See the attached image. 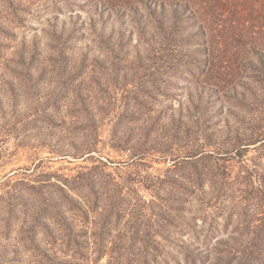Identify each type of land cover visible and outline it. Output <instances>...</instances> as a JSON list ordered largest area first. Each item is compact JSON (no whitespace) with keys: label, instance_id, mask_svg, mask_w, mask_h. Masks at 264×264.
<instances>
[{"label":"rangeland","instance_id":"1","mask_svg":"<svg viewBox=\"0 0 264 264\" xmlns=\"http://www.w3.org/2000/svg\"><path fill=\"white\" fill-rule=\"evenodd\" d=\"M103 4L0 0V264H185L264 239V76L223 91L202 56L152 64L133 11ZM182 151L204 156L201 203L159 206Z\"/></svg>","mask_w":264,"mask_h":264},{"label":"trees","instance_id":"2","mask_svg":"<svg viewBox=\"0 0 264 264\" xmlns=\"http://www.w3.org/2000/svg\"><path fill=\"white\" fill-rule=\"evenodd\" d=\"M104 2V8H127L133 11L138 26H136L138 39L149 42L147 48L149 53L147 52L144 57L152 61V64L168 61L180 65L179 61H184V58L196 63L195 59L202 56L199 72L220 81L211 84L212 86L208 81L203 80V83L209 84L212 89L220 87L223 91L234 89L236 85L232 80L237 82V77L242 71L252 73L251 78L264 76V0H104ZM140 9L145 10V14H140ZM148 33L150 35L146 37ZM193 46L200 48L190 52L189 49ZM169 67L173 70L171 65ZM153 70L161 72L156 66H153ZM144 152L141 151L140 154ZM182 153L188 158L172 163L173 169L168 171L173 174L171 178L161 176L151 183L155 200L152 199L153 203L158 202L162 207L168 202L182 205L192 197H196L198 203H201V199L194 191L200 188L203 172H209L207 166L201 163L204 156L200 154L202 152ZM198 154L200 155L197 156ZM181 156L178 155V158ZM259 186L264 192V184L259 183ZM59 189L64 190L63 187ZM163 190L166 197L160 196ZM48 201L44 197V202ZM61 224L63 223L60 222ZM256 238L252 237L244 243H238L232 238L233 245L216 242L222 248L211 250L208 246L212 242H207L202 255H186L184 262L264 264V254L260 251L264 239Z\"/></svg>","mask_w":264,"mask_h":264}]
</instances>
